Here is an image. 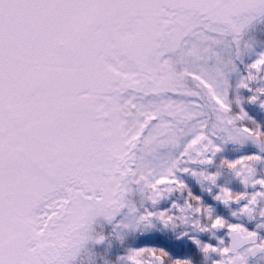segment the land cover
<instances>
[{
    "label": "snow or ice",
    "instance_id": "1",
    "mask_svg": "<svg viewBox=\"0 0 264 264\" xmlns=\"http://www.w3.org/2000/svg\"><path fill=\"white\" fill-rule=\"evenodd\" d=\"M257 22L264 0H0V264H79L90 221L141 187L154 213L147 223L173 229L171 243H190L214 264H250L264 253V175L256 168L264 152L222 165L251 192H234L214 167L229 140L264 143V124L245 107H264V86L254 83L264 54L245 65L236 88L249 94L234 100L230 72L240 70L239 53L225 61L221 51L229 42L238 49ZM190 37L199 47L187 52ZM174 57L188 65L190 83L151 91L172 75ZM156 95L164 99L143 103ZM158 104L179 106L180 143L171 151L149 142L160 116L147 123L144 116ZM148 170L150 183L137 184ZM161 176L167 179L156 184ZM185 177H200L212 200L236 204L238 222L213 214ZM244 216L257 221L252 228ZM224 230L215 244L201 239ZM197 254L173 258L165 248L142 247L120 259L195 264Z\"/></svg>",
    "mask_w": 264,
    "mask_h": 264
},
{
    "label": "flooded vegetation",
    "instance_id": "2",
    "mask_svg": "<svg viewBox=\"0 0 264 264\" xmlns=\"http://www.w3.org/2000/svg\"><path fill=\"white\" fill-rule=\"evenodd\" d=\"M191 41L188 43L186 51L192 52L199 47L197 39L190 37ZM219 43V42H218ZM221 49L223 53L222 59L226 61L228 57L235 59L236 53H239V59L236 63L239 65V71L230 72V80L232 83L231 96L234 100H243L244 95L249 93L237 89L236 85L241 80L242 76L248 75L243 71L245 65L250 64L256 60L261 54H264V22H257L256 25L251 27L242 38L239 40V47L229 42L224 45ZM170 62V68L172 75L166 80H162L161 92L165 89L179 90L186 83H190L185 80V74L188 72V65L181 59L179 65H173ZM231 65H229V68ZM259 86H264V72H259L255 75V81ZM211 88V85L208 86ZM170 94V93H169ZM164 97L162 95L151 96L143 101L145 105H149L153 101H162ZM177 100L186 99L185 97H176ZM221 107L228 108V105H224L219 98L216 97ZM249 115L260 124H264V107H260L258 104L247 103L245 105ZM160 116V120L151 131L149 142L155 145L165 148L167 151H171L169 145H178L180 141L176 137V133L173 131L175 121L181 118L178 105L158 104L155 110L147 109L146 115L144 116L145 123L149 122L152 117ZM250 123V122H249ZM144 124L141 125L143 127ZM203 133L197 136L196 140L192 143H196L203 137ZM264 152V143H260L251 138L236 137L234 140H229L223 146V152L216 158L214 167L217 169L222 168L221 183L227 184L230 189L236 193L251 192V186L245 188V185L236 178L235 174L229 170L228 167H222L224 160H235L241 155ZM258 174L264 175V162L256 165ZM163 170V169H159ZM151 170L142 172L137 180V184L141 181H148V176L152 175ZM167 179V176H161L157 179L156 184H159ZM185 180L192 187L195 194L204 195L206 202L210 203L213 214H221L233 222H238L232 216L237 211L236 204H225L212 200L211 197L207 196L205 190L208 187L206 183L200 182V177H185ZM156 184H153L154 188ZM143 187L137 192L135 199L128 197L122 199L117 210L105 211L97 213L96 216L90 221L89 227L86 232L83 233L81 242L79 244L78 251L79 264H124V261L120 258L123 257L127 251L131 248H142V247H161L165 248L166 251L173 258H184L190 252H197L195 264H214V258L204 253L201 249L195 248L190 243L175 245L167 239L175 235V231L168 228L161 231L162 225L159 223H153L149 225L147 223L148 217L154 215L150 211L152 208L151 202L146 196L141 195ZM175 197L178 200H182L183 196L181 193H175ZM167 203H162L161 208L167 207ZM119 214L118 222H114L113 217ZM242 221L247 223L249 228L254 226L257 221L249 220L247 216L242 217ZM226 230L220 233L207 232L201 235V239L204 241L211 240L212 243H216L219 237L225 236ZM102 243L97 244V241ZM250 264H264V253L255 255Z\"/></svg>",
    "mask_w": 264,
    "mask_h": 264
},
{
    "label": "water",
    "instance_id": "3",
    "mask_svg": "<svg viewBox=\"0 0 264 264\" xmlns=\"http://www.w3.org/2000/svg\"><path fill=\"white\" fill-rule=\"evenodd\" d=\"M161 89H162V83H161V81H160V82H157V87L152 88V89H150V90L153 91V92L160 93V92H161ZM137 95H140V94L137 93ZM149 97H151V96H148V97H146L145 99H147V98H149ZM145 99H144V100H145ZM121 159H123V157H122ZM81 237H82V235H81ZM81 237H80V241H81ZM79 243H80V242H79Z\"/></svg>",
    "mask_w": 264,
    "mask_h": 264
},
{
    "label": "rangeland",
    "instance_id": "4",
    "mask_svg": "<svg viewBox=\"0 0 264 264\" xmlns=\"http://www.w3.org/2000/svg\"><path fill=\"white\" fill-rule=\"evenodd\" d=\"M223 47H225V46H223ZM223 47L221 48V49H223ZM180 61H181V58L180 57H174L172 60H171V62H173V63H171V64H173V65H179L180 64Z\"/></svg>",
    "mask_w": 264,
    "mask_h": 264
}]
</instances>
